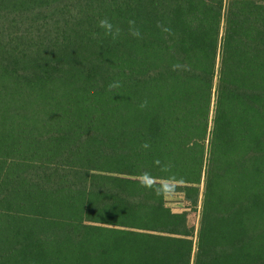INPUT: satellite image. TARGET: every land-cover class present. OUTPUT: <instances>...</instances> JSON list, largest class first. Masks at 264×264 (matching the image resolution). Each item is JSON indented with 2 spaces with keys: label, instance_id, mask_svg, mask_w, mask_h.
I'll return each instance as SVG.
<instances>
[{
  "label": "trees",
  "instance_id": "trees-1",
  "mask_svg": "<svg viewBox=\"0 0 264 264\" xmlns=\"http://www.w3.org/2000/svg\"><path fill=\"white\" fill-rule=\"evenodd\" d=\"M202 174L194 264H264V0H0V264H190L123 202Z\"/></svg>",
  "mask_w": 264,
  "mask_h": 264
},
{
  "label": "rangeland",
  "instance_id": "rangeland-1",
  "mask_svg": "<svg viewBox=\"0 0 264 264\" xmlns=\"http://www.w3.org/2000/svg\"><path fill=\"white\" fill-rule=\"evenodd\" d=\"M176 186L183 185L182 183L175 182ZM197 190L194 191L193 199H187L186 194L181 187L173 188L164 194L162 202H123L124 204H135V205H161L170 208L173 212L183 213L186 217L187 225L192 230L193 250L191 255L190 264L195 263V256L198 249L202 228L206 216V205H207V185L206 177L204 174L201 176L200 182L196 185ZM91 191V179L89 182V193ZM88 201L93 202L90 195ZM102 203H109L103 201Z\"/></svg>",
  "mask_w": 264,
  "mask_h": 264
},
{
  "label": "clouds",
  "instance_id": "clouds-1",
  "mask_svg": "<svg viewBox=\"0 0 264 264\" xmlns=\"http://www.w3.org/2000/svg\"><path fill=\"white\" fill-rule=\"evenodd\" d=\"M128 31L129 34L133 37L139 38L141 33L139 28L136 27L135 21L129 20L128 22ZM98 26L103 30L104 34L106 36H110L113 40L117 39L120 35L121 29L118 26H115L111 20L108 18H102L98 21ZM110 88L118 87V81L111 82L109 84ZM143 106V105H141ZM143 147L147 148L148 145L144 144ZM147 175V174H145ZM141 183H144V181H141Z\"/></svg>",
  "mask_w": 264,
  "mask_h": 264
}]
</instances>
